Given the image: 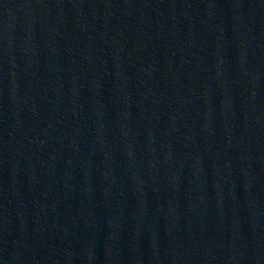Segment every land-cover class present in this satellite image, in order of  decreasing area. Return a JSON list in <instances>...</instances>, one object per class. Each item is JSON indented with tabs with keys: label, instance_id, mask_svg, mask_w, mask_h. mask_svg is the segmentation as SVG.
I'll list each match as a JSON object with an SVG mask.
<instances>
[{
	"label": "water",
	"instance_id": "water-1",
	"mask_svg": "<svg viewBox=\"0 0 264 264\" xmlns=\"http://www.w3.org/2000/svg\"><path fill=\"white\" fill-rule=\"evenodd\" d=\"M0 264H264V0H0Z\"/></svg>",
	"mask_w": 264,
	"mask_h": 264
}]
</instances>
